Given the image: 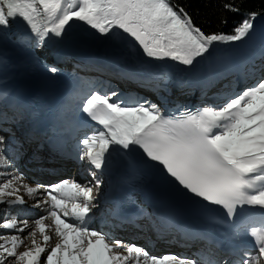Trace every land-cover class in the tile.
I'll return each mask as SVG.
<instances>
[{"label":"snow or ice","instance_id":"6c2138e0","mask_svg":"<svg viewBox=\"0 0 264 264\" xmlns=\"http://www.w3.org/2000/svg\"><path fill=\"white\" fill-rule=\"evenodd\" d=\"M78 3L79 7L77 0H73L68 10H64L63 0H0V29L10 27V22L19 18L38 38L37 47H43L46 40L61 37L70 22L79 21L101 35L114 29L122 31L149 59H170L192 66L197 58L210 52L214 43L245 39L259 15L250 13L232 34L205 33L182 7L170 0H78ZM224 8L241 11L234 0L225 3ZM222 23L227 24V20ZM48 70L53 74L59 71L55 66H49ZM118 95V92L92 94L82 109L103 129L81 140V160L86 159L94 166L90 171L92 180L84 185L74 179L47 185L50 217L59 241L51 247L45 264H114L120 259L113 248L124 242L109 243L104 233L86 223L91 218V208L98 206L94 204L97 200L94 193L99 192L103 183L97 172L104 168L106 154L113 146L127 154L142 150L146 160L161 165L181 188L208 204L222 206L230 218L236 215L237 208L264 209V186L256 185L257 181L264 182V79L222 106H209L174 118L163 114L151 101L129 105L114 99ZM9 143L10 138L0 135V162L5 164L11 163ZM19 178L13 177L0 185V203H8L5 197L18 193L17 188L9 189L13 180ZM27 191L32 193L35 189L28 187ZM16 199L24 203L22 197L17 195ZM42 203L48 200H37L33 207L40 208ZM70 217L79 224L69 222ZM48 218L35 220L44 245L33 239L34 250L28 247L26 251H17L27 237L0 235V241H4L0 243V264H14L17 257L25 264H41V254L54 238L51 233L46 234V229L52 227L45 224ZM239 224L249 234H255V250H245L239 264H264V213L250 214ZM23 225L18 227L16 219L0 222L3 229L17 232H24L28 222L25 220ZM30 236L35 237L36 231ZM126 250L135 252L137 258L143 253L144 264H195L176 254L150 256L135 245Z\"/></svg>","mask_w":264,"mask_h":264},{"label":"bare ground","instance_id":"6f19581e","mask_svg":"<svg viewBox=\"0 0 264 264\" xmlns=\"http://www.w3.org/2000/svg\"><path fill=\"white\" fill-rule=\"evenodd\" d=\"M15 22H18L19 25L22 24V26L24 27V29H21V34L22 35L25 34L27 36V38H25V39L28 40V41L32 40V36L34 35V33H32L30 31V26H28L26 24V22L21 21L19 18H17V20H15ZM45 22H46V17H45ZM82 24H78L76 26L74 25V29L72 28V30H75V29L78 30V28H83V29L85 28L86 31L91 32L92 34L95 31V35H101V34L98 33V31L91 29L86 24H84V23H82ZM257 27L259 29H261V30L264 29V18L260 19L258 21ZM75 31L72 34L73 37L71 36L72 38H74V41L72 43L65 44L66 48L71 46L73 48V50H77L78 47L81 46V47L100 49V51L98 53H96L95 50H93L91 52V54H89L87 56V58L98 59V60H94L93 61L94 64L99 63L98 61H100V63H103V62L106 63V61H113V63L115 65H109V66L114 68V69H118V67L121 66L122 64L125 65V62L127 60L124 59V58L119 57L120 55H123L122 53L124 51H126L127 48H129V51L131 50L130 49V45H124L123 44V43H125V41H123V43H121L120 41L113 43L112 40L107 35H101L100 38L95 42V44H93L88 39L85 40V41L84 40L83 41L82 40L78 41L82 37L79 36V33L76 34ZM262 33H264V31H262ZM78 37H81V38H78ZM54 39L55 38H53L52 40H54ZM75 40H77V41H75ZM54 42L55 41L50 42V44L54 43ZM242 42L243 41H241L240 43H242ZM246 44H247V42L244 44L243 47H246L247 46ZM252 47L254 49L252 48L249 51L250 54L248 55V58L245 59V61L242 60L241 63L244 64V65H241V66H247L248 64H250L252 62V60L255 59V57L257 55L256 54L257 51L261 53V51L258 50V47H260V46H257L255 44V45H252ZM120 48H122V50ZM138 50H139V53L142 54L141 53L142 51L140 50V48H138ZM116 51H119L121 54L115 53ZM103 57H105L106 59H104ZM73 61L76 62L78 60L75 61L74 59H72V60L69 59L68 61H66V63H70V62H73ZM157 61H158V63H155ZM157 61H155V62L153 61V62H154V64H157L156 66H158V68H157L158 72L150 74V76L156 74L155 77L151 76V78H150V77H146V75H145L144 78L147 79V80L151 79V81H155L156 80L155 78H162L163 76H167V83L169 84L168 87H171L173 82H174L177 85V87L180 88L179 91L182 92L181 98L186 97L187 96L186 92L189 91L192 88L197 89L199 91V94H200L202 91L204 93V91H205V89L207 88L208 85L209 86H214L213 83H210L209 81H206L205 79H198L197 80L198 83H195V79L193 77L194 72H196V70H197V66L195 64H194L195 66L192 65V67H191V66H185V65H183V64H181L179 62L172 61L170 59L157 60ZM144 62H145V64H147L146 63V58H143V62L142 63H144ZM243 62H245V63H243ZM68 66H69V64H68ZM141 66L142 65H140V67ZM72 67H74L76 72H80L82 76L84 75L83 73L85 72V69H84L85 66H82L81 68H83V69H81V68L76 67V66H74L72 64ZM135 73L137 75L140 74L139 71H137ZM202 78H204V77H202ZM202 81H204V82H202ZM207 82H209V83L207 84ZM201 86H204V87L202 88ZM212 100H216L217 101V100H219V98H213ZM207 103L208 104L206 105V107H209V106H217V107H219V106H221V105H215L210 100H208ZM200 111H203V110H200ZM23 118L26 120V117H23ZM24 123H26V121ZM3 164H4L3 162H0V185H2L3 183L7 182L9 179H12L14 177V174L12 172H10V170L2 168V166H4ZM14 180H16V179H14ZM12 188H17V187L10 186L9 190H11ZM12 218L17 220L18 227H23L24 226L23 222L19 221L17 216H13ZM45 224L46 225H52V227L49 228V230L47 231V233H51L53 235V237H54L53 239H51L48 242V244L46 246V248H49V251H50L51 247H53L55 245V243L59 241V238H56L55 235H54V221L53 220L52 221L45 220ZM32 231H36V236L35 237H31L30 236V233ZM5 233H6L5 235L8 236L9 238H10L11 235H17V236H19L21 238L27 237V239H24V242L22 244H19V246L17 248L18 252L26 251V250H28V247H31L34 250L35 245L32 244V240L33 239H35L37 244H41L42 246L44 245L43 237L39 233L38 228H37V226L35 224V221L28 222V226L25 228L24 232H17L15 229H12V230L5 229ZM0 243H4V241H1ZM207 253H208V251H207ZM47 254H48V252L43 255L42 260H44L46 258ZM9 260H11V258ZM14 264H24V262L20 261L19 258L17 257L15 259V261H14ZM136 264H142V263L136 261Z\"/></svg>","mask_w":264,"mask_h":264},{"label":"trees","instance_id":"16d2710c","mask_svg":"<svg viewBox=\"0 0 264 264\" xmlns=\"http://www.w3.org/2000/svg\"><path fill=\"white\" fill-rule=\"evenodd\" d=\"M170 2L182 7L191 16L193 23L205 33L232 34V30L241 25L250 13L258 12V16L264 15V0H234L241 8L239 13L224 8V4L230 0H170ZM223 20H227V24L222 23Z\"/></svg>","mask_w":264,"mask_h":264},{"label":"rangeland","instance_id":"374dc122","mask_svg":"<svg viewBox=\"0 0 264 264\" xmlns=\"http://www.w3.org/2000/svg\"><path fill=\"white\" fill-rule=\"evenodd\" d=\"M73 2V0H63V5L65 4V10H68V4L69 3H72ZM62 5V6H63ZM77 7H79V3H78V0H77ZM74 10V9H73ZM73 23H75L74 25L76 26V25H78V24H82L83 22H80L79 23V21H72V22H70V24L68 25V27L69 26H71ZM255 24V23H254ZM83 25V24H82ZM258 27H256V28H254L252 31H250L249 32V35L244 39V40H246L247 41V49H249L248 51H250L253 47H252V45H257V46H260V44L259 43H262V42H264V40H263V35H262V31H264V29H262V30H260V29H257ZM83 30V28H78V30ZM85 29V28H84ZM89 29V28H88ZM76 30V29H75ZM75 30H72V29H70V30H68L67 32L69 33L68 34V37H69V39H68V42L66 43V44H68V43H72L73 41H74V38H72L73 36H72V34L74 33V31ZM115 30H117V29H114V31ZM84 33V32H83ZM76 34H78V33H76ZM86 34V36L87 37H91L90 35H88L87 33H85ZM93 34H95V31L93 32ZM35 35V34H34ZM33 35V36H34ZM72 36V37H71ZM126 35H125V33H122V31H120V30H117L115 33H111L110 34V36H108L111 40H112V42L113 43H115V42H118V41H120L121 43H123V41H125V43H123L124 45H130V51H129V48H127V50L126 51H124L122 54L123 55H121V57H124V58H126L127 60H129L130 62H131V64H133V65H135V66H140V65H142L141 67H143V68H145L144 70H143V73H145L146 71V68L147 69H149V67H151V66H153V68H156V70L155 71H149V72H151V73H149V74H152V73H157L158 72V67L154 64V62L155 61H157V60H152V59H148L144 54H143V52H141L142 54H140L139 53V50H138V48H140L139 47V45L133 40L132 41V38H130L129 36H127V37H125ZM58 38H60V40L61 41H63L64 43L66 42V39H67V36L66 35H64V33L62 34V36L61 37H58ZM78 38H81V37H78ZM97 38V37H96ZM80 40H87V38H81V39H79L78 41H80ZM75 41H77V40H75ZM81 41V42H82ZM246 41H243L242 43H241V46H244V44L246 43ZM256 42H258V43H256ZM123 45V46H124ZM233 47H237L238 45H236V42H234L233 44H231ZM262 45H264V43L262 44ZM135 47V48H134ZM246 47H245V50L247 51V49H246ZM121 50H122V48H120ZM133 49V50H132ZM236 49V51H239L238 52V56H239V53L242 51V49H239V47H237V48H235ZM254 49V48H253ZM140 50L142 51V49L140 48ZM116 53H118V54H121L119 51H116ZM237 53V52H236ZM143 55V56H142ZM246 55V52H244V53H242L241 54V57H243V56H245ZM240 57V56H239ZM104 59H106L105 57H103ZM143 58H146V63L147 64H145V62L144 63H142L143 62ZM134 59V60H133ZM154 61V62H153ZM205 61H210L209 59H208V57H207V54L204 56V57H200V58H197V60L196 61H194V64L197 66V68L198 67H200L201 66V64L202 65H205V64H203V63H206ZM74 62V61H73ZM79 61H77V63H78ZM203 62V63H202ZM155 63H158V61L157 62H155ZM237 63H238V59H237ZM137 64V65H136ZM193 64V66H195ZM122 65H124V64H122ZM121 65V66H122ZM94 67V68H93ZM192 67V66H191ZM79 68H81V67H79ZM88 68H89V70H90V76L96 81V80H98V78L100 77V76H106L105 75V72L104 71H102V70H100L99 68H96L94 65H92V66H88ZM203 66H201V68L199 69V71L197 72V70H196V72H194V74H193V77H194V79H195V83H198L197 82V80L198 79H202V77L203 76H200V72H202V75H207L209 72H211L212 71V69H213V64H207L206 65V67L205 68H203ZM81 69H83V68H81ZM187 70V69H186ZM140 71V70H139ZM127 72H129V71H127ZM141 74V75H140ZM139 74V76H141V77H145V74H142V73H140ZM196 74L197 75H199L200 77H198L197 78V76H196ZM146 77H150L151 78V76L149 75H146ZM155 77V76H154ZM163 77H165V79H167V76H163ZM102 78V77H101ZM114 80V79H113ZM202 82H204V81H202ZM110 87H117V85L116 84H114V85H112V83L110 84ZM216 89H222L221 88V86H220V84H218L217 86H215L214 87V90H216ZM223 90V89H222ZM206 98V93L204 94V96H203V99H205ZM208 103H206V105H207Z\"/></svg>","mask_w":264,"mask_h":264}]
</instances>
